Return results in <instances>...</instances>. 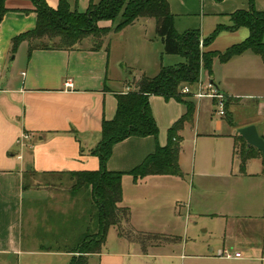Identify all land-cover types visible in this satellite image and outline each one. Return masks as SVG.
<instances>
[{"label":"crops","instance_id":"obj_1","mask_svg":"<svg viewBox=\"0 0 264 264\" xmlns=\"http://www.w3.org/2000/svg\"><path fill=\"white\" fill-rule=\"evenodd\" d=\"M47 1L53 8L59 3V0ZM169 4L177 17L176 26L184 25L183 31L199 27L203 38L207 36L203 31L206 16L229 23L232 13L250 8V0H169ZM6 5L10 11L0 23V259H20L26 254L72 257L60 247L77 238L78 206L75 208L68 194L52 178L62 175L60 172L99 168V159L91 150L100 141L102 120L115 116L116 94L135 90L139 79L133 82L129 78L121 79V76L110 79V58L106 57L110 44L106 42L111 33L117 32L105 35L102 47L97 50L93 49V43L84 46L81 42L74 49H36L29 58V44L23 42L13 55V38L33 29L37 15L28 0H8ZM255 8L264 11V0H256ZM239 32L240 29L231 33ZM236 39H239L237 35ZM23 48L26 50L24 58L21 57ZM209 48L206 49L213 50ZM252 53L259 56L264 65L263 58ZM18 70L20 78L17 77ZM207 75L215 81L213 73ZM68 80H71L72 87L65 85ZM217 87L230 98L228 125L217 121L214 133H201V102L195 99L196 110L191 121L196 122L193 139L199 144L204 135L225 136L234 138V144L227 143L226 153L219 158L200 159L187 165L182 134L191 123L187 122L178 131L181 144L179 163L183 175L156 174L135 180L132 175L125 174L121 205L131 209V226L141 231L138 229L141 221L147 217L155 218L156 214L165 211L159 201H150L163 194L174 196L179 191V181L192 189L197 183L201 194H214V199L208 200L203 206L205 210L200 213L225 221L222 241L217 240L216 245L207 241L209 251L200 256L213 264H264L262 159L248 160L242 171L241 160L235 151L239 128L255 125L259 134L264 136V93L253 95L247 94V89L242 87L233 90L218 84ZM157 97L158 101L154 99ZM250 99L255 100L251 106L253 115L236 123L232 109L244 107V100ZM150 103L160 129L158 137H130L116 144L107 163L108 170L131 171L154 153L158 144L165 146L168 143V130L182 117L185 108L175 99L166 100L157 95L150 97ZM181 207L178 202L173 214L180 215ZM137 208H141L140 214L136 213ZM245 222L247 224L243 225ZM164 237L160 244L152 243L144 251L139 242L119 236L117 249L103 248L101 253L91 256L89 264L93 261L97 264H149L143 259L149 249L153 250L168 240H178ZM138 245L145 254L136 247ZM225 249L241 252L242 257L228 259L220 256ZM179 257L184 259L185 254Z\"/></svg>","mask_w":264,"mask_h":264},{"label":"trees","instance_id":"obj_2","mask_svg":"<svg viewBox=\"0 0 264 264\" xmlns=\"http://www.w3.org/2000/svg\"><path fill=\"white\" fill-rule=\"evenodd\" d=\"M7 1L0 0V23L10 11ZM28 1L34 6L37 23L33 29L13 38V55L23 42L29 44V58L36 49H74L90 33L98 38V41L93 42V49L97 50L102 47L103 37L109 32L122 31L143 18L155 21L157 33L167 53L184 58L183 62L162 66L155 76L143 75L135 90L116 94L115 116L112 119L103 118L100 141L91 150L99 159L98 169L60 172L62 175L68 174L73 181L70 193L74 197L83 194L89 199L86 202L84 229L76 239L60 247L72 254L70 264H89L91 256L101 253L111 226L118 228L120 237L139 242L146 251L149 242L162 241L165 237L138 231L131 226V209L121 205L123 176L130 174L138 180L147 175H183L179 163L181 144L178 131L193 120L196 101L182 93V89L199 80L202 68L211 75L215 58L228 62L252 51L264 60V11H258L255 8L256 0H250L249 9L231 14L232 25L219 24L211 36L203 38L199 27L184 31L177 29V17L170 8L169 0H90L84 12L73 10L68 0H59L56 8L51 7L47 0ZM103 20L111 21L112 24L102 27L100 22ZM241 27L249 29V36L244 41L233 44L224 52L206 49L222 30L235 31ZM152 95L162 96L166 100L175 99L185 108L182 117L168 130V143L165 146L158 144L156 151L131 171L108 170L107 163L116 144L130 137H158L160 129L150 103ZM229 102L227 96L226 110ZM235 139V151L241 160L242 171L248 160L259 157L264 173V154L249 146L240 134Z\"/></svg>","mask_w":264,"mask_h":264},{"label":"rangeland","instance_id":"obj_3","mask_svg":"<svg viewBox=\"0 0 264 264\" xmlns=\"http://www.w3.org/2000/svg\"><path fill=\"white\" fill-rule=\"evenodd\" d=\"M68 1L71 2L73 10L77 9L80 12L86 11L90 4V0ZM94 2H99V0H94ZM199 19L200 17L198 16V20ZM204 22L205 27L203 31L207 35L206 37L211 36L219 24L227 26L228 24H233V20L229 23L223 20L214 21L211 16H206ZM111 24V21L103 20L101 26H110ZM183 26L184 25L178 24L177 29L183 31ZM246 28L247 27L239 28V34H233L231 33L233 31L229 32V30H222L211 43L209 49L224 52L233 44L244 41L249 36V30L248 28L246 30ZM236 35L239 39H236ZM95 41H98V38L90 33L82 40V43L84 46H88ZM106 43L110 44V51L107 52L109 55L106 53V57L110 58V79L119 78L121 76V79L124 80H128L129 78L132 82L135 79L138 81L144 73L155 75L158 74L162 66H170L184 61L182 56L166 52L165 45L157 33L154 20L148 21L143 18L139 19L122 31L111 33ZM21 53V57L24 58L26 50L23 48ZM245 53V55L234 57L228 62H222L219 58H216L213 62L214 83L223 88L227 86L228 89L232 90L237 87H242L243 89H247L245 90L247 94H263L264 65L260 62L262 60H260L261 58L259 56L253 54L252 51H247ZM19 72L20 70L17 72L18 78L21 77ZM202 75L204 79L209 78L207 72L203 68ZM110 85L116 86L113 83ZM154 99L158 101L159 98L157 97ZM197 101L201 102V122L199 126L201 133H214L217 121H224V123L228 125L229 106H227L226 115L222 117L217 113V106L213 105L211 99L205 98L202 101ZM244 101V107L237 110L236 108L232 109V115L236 123L244 122L253 115V107L251 106L255 100L250 99ZM155 105L158 106V104ZM159 106L161 107L162 105L159 104ZM157 109H159V107H157ZM160 110L162 111V107ZM195 126L196 122H191L182 133L184 136L183 155L187 165H191L195 161L198 162L200 159L212 160L217 157L219 158L226 153L227 143H229L228 145L230 146L231 143L234 144V138L216 135L201 136L199 144H197V140L194 141L193 139ZM48 180H50V178ZM52 181L56 182V184L68 194L67 197L71 198V202L75 205V208L78 206L79 218L77 222V233L80 234L84 229V219L87 213L86 202L89 199L83 194L74 197L70 193L73 181L68 174L55 176L52 178ZM31 183L33 182L31 181ZM179 183V191L174 196L163 194L161 196H156L153 201H150L152 203L156 200L159 201L158 203L162 204L161 206H165V211L156 214L155 218L152 217L151 219L147 217L146 214H143L147 219L141 221L138 228L141 231H146L151 234L176 237L178 240L163 241L164 243L160 246L154 247L153 250L149 249L147 257L144 256L143 259L149 264H213L200 255L208 253L209 247L207 241H213V245H216L217 240L222 241L221 233L225 229V221L221 220V218L202 215L200 212L205 210L204 207L208 200L212 201L214 199V194H201V190L197 183L194 189L190 186L186 188V184L183 181H179ZM178 202L182 204L180 215L173 214ZM139 210H141V208H137V214L141 213ZM195 214H197V216ZM246 220L248 219H245V221ZM245 224H247V222L243 225ZM255 230L258 233L260 232V230ZM119 239L118 228L116 226H111L108 231L104 249H117L119 246ZM149 243L160 244L159 241L156 240ZM136 247L143 252L141 246L138 245ZM182 253L185 254L184 259L179 257ZM70 262L71 257L62 254H26L21 255L20 259L17 257L7 261L0 259V264H70ZM90 264L97 263L93 261Z\"/></svg>","mask_w":264,"mask_h":264},{"label":"built area","instance_id":"obj_4","mask_svg":"<svg viewBox=\"0 0 264 264\" xmlns=\"http://www.w3.org/2000/svg\"><path fill=\"white\" fill-rule=\"evenodd\" d=\"M200 45L203 48L202 40ZM65 85L67 87L73 86L71 80H68ZM182 93L190 95L196 100H201L205 98L211 99L215 102V105L217 106V113L222 117L226 115L227 95L217 87V85L211 78L204 79L202 71L199 80L193 85H185L182 89ZM219 254L220 256L228 259L242 257L241 252H231L228 249L223 250Z\"/></svg>","mask_w":264,"mask_h":264},{"label":"water","instance_id":"obj_5","mask_svg":"<svg viewBox=\"0 0 264 264\" xmlns=\"http://www.w3.org/2000/svg\"><path fill=\"white\" fill-rule=\"evenodd\" d=\"M239 134L246 140L249 146L257 148L264 154V138L259 134L255 125H248L238 129Z\"/></svg>","mask_w":264,"mask_h":264}]
</instances>
